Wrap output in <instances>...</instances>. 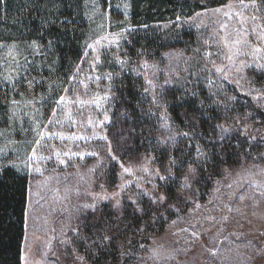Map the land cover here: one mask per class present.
<instances>
[{"label":"rangeland","instance_id":"1","mask_svg":"<svg viewBox=\"0 0 264 264\" xmlns=\"http://www.w3.org/2000/svg\"><path fill=\"white\" fill-rule=\"evenodd\" d=\"M200 1L206 7L191 15L143 25L145 35L167 45L152 43L133 56L123 49L134 29L131 0H84L82 58L66 79L54 75L55 89L37 73L54 62L50 44L0 41V85L12 92L0 163H15L28 177L21 264H90L75 246L76 224L93 209L85 206L107 201L102 197L137 199L163 176L154 158L142 155L121 165L119 187L102 184L106 64L119 61L143 78L165 143L185 134L167 122L168 87L230 98V84L264 114V0ZM242 128L252 137L241 163L207 192L187 189L164 231L140 247L136 264H264V120L247 114Z\"/></svg>","mask_w":264,"mask_h":264},{"label":"trees","instance_id":"2","mask_svg":"<svg viewBox=\"0 0 264 264\" xmlns=\"http://www.w3.org/2000/svg\"><path fill=\"white\" fill-rule=\"evenodd\" d=\"M130 5L134 29L127 34L123 49L133 56L152 43L160 48L167 45L165 40L145 35L143 25L161 23L176 14L188 16L206 7L200 0H131ZM83 7L84 0H0V41L50 44L54 62L37 73L55 89L54 75L66 79L82 58L87 34ZM106 65L109 114L102 142V184L109 191L119 187L121 165L142 155L154 158L165 179H156L154 191L137 199L108 198L93 209L86 208L75 227V246L90 264H136L140 247L164 231L189 189L207 192L225 170L241 163L252 137L250 130L242 128L243 118L251 114L264 120V114L230 84V98L213 95L209 88L195 92L168 87L163 95L167 122L188 135L165 143L163 124L144 90L143 78L119 61ZM11 95L9 87L0 85V127L9 123ZM6 176L11 178L0 186V264H21L28 177L15 168ZM105 236L111 239L104 240Z\"/></svg>","mask_w":264,"mask_h":264},{"label":"snow or ice","instance_id":"3","mask_svg":"<svg viewBox=\"0 0 264 264\" xmlns=\"http://www.w3.org/2000/svg\"><path fill=\"white\" fill-rule=\"evenodd\" d=\"M215 11H220V10L219 9H216ZM197 15H199V13ZM226 15H227V13H226ZM177 19H179V17H177ZM252 19H255V17H253ZM97 43H99V42L97 41ZM89 47H92V46L89 45ZM256 51H259V49H257ZM217 71H221V69L217 68ZM62 101H63V98H61V101H58L57 103H61ZM81 103H83V101ZM105 119H108V117L105 116ZM101 123H103V122H101ZM224 131H227V130L225 129ZM184 135H188V134L185 133ZM102 138L103 139H106V137H102ZM2 151L3 150H0V152H2ZM18 167H19L18 165H16L15 163H12V162H9L7 164L0 163V186L4 185L6 179L11 178V177H7L6 176V173H8V171L10 169H14V168H18ZM36 171H39V169H36ZM125 171H127V169H125ZM159 179L164 180L165 177L164 176H159ZM243 198H244L243 196L240 197V199H243ZM102 199H108V197H102ZM159 199L161 201H163L165 199V197L161 196V197H159ZM117 204H119V201H117ZM85 207H94V205H86ZM109 239H111V238L108 237V236H105L104 237V240H109Z\"/></svg>","mask_w":264,"mask_h":264}]
</instances>
